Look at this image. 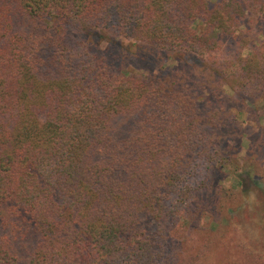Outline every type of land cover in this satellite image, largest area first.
Masks as SVG:
<instances>
[{"label":"trees","instance_id":"16d2710c","mask_svg":"<svg viewBox=\"0 0 264 264\" xmlns=\"http://www.w3.org/2000/svg\"><path fill=\"white\" fill-rule=\"evenodd\" d=\"M263 22L264 0H0V264H209Z\"/></svg>","mask_w":264,"mask_h":264},{"label":"rangeland","instance_id":"374dc122","mask_svg":"<svg viewBox=\"0 0 264 264\" xmlns=\"http://www.w3.org/2000/svg\"><path fill=\"white\" fill-rule=\"evenodd\" d=\"M255 24L250 22L253 27ZM261 32L256 41L241 49V55L264 54V22L261 23ZM119 41L127 51H138L151 60V64L143 63L144 68L158 72V67L152 63V47L132 39L119 38ZM237 46V43L229 45L228 52L233 53ZM223 55L226 57L227 54ZM159 62L165 67L174 64L171 58ZM234 66L230 64L226 69L232 70ZM142 72H145L144 69ZM224 90L230 93L228 87ZM231 112L239 125V132L235 137L236 145L233 140L229 141L234 153V160L227 166L230 172L226 175L220 172L218 176H224L216 179V196L219 197L221 212L216 219V230L211 234L214 243L210 248L209 264H240L253 255L264 259V84L260 96L256 97L252 90L239 109L232 108ZM245 163L250 164L248 172L243 169ZM236 180L239 182L236 183Z\"/></svg>","mask_w":264,"mask_h":264}]
</instances>
